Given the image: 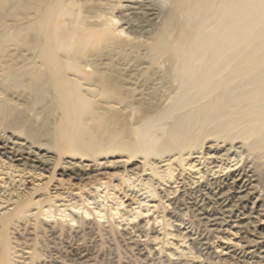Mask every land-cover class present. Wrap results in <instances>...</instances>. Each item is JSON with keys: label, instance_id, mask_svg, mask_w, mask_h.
Listing matches in <instances>:
<instances>
[{"label": "rangeland", "instance_id": "374dc122", "mask_svg": "<svg viewBox=\"0 0 264 264\" xmlns=\"http://www.w3.org/2000/svg\"><path fill=\"white\" fill-rule=\"evenodd\" d=\"M63 6L53 25L77 38L52 52L42 48L35 8L0 9V264H264V150L219 134L184 152L146 153L137 141L153 121L159 145L172 125L161 117L179 95L178 67L169 47L154 48L181 41L177 0ZM55 69L75 86L79 103L61 100ZM64 119L73 134L63 142ZM231 145L244 186L230 200V215L214 206V222L204 225L184 185L195 176L188 164L201 154L220 157ZM11 153L35 162L13 161ZM178 226L192 230L190 239ZM173 248L190 256L177 258Z\"/></svg>", "mask_w": 264, "mask_h": 264}, {"label": "bare ground", "instance_id": "6f19581e", "mask_svg": "<svg viewBox=\"0 0 264 264\" xmlns=\"http://www.w3.org/2000/svg\"><path fill=\"white\" fill-rule=\"evenodd\" d=\"M63 3L64 0H0V9L29 11L35 8L34 16L38 31L41 33L40 38L43 40L42 48L52 52L55 46L65 43L68 39L77 38L76 31H66L63 34L53 25L65 8ZM177 3L178 11L182 14L179 16H183L185 22L181 41L172 47V42L164 40L161 46L154 48L155 51H163L169 47L170 57L178 67L172 69H176L175 72L181 83L179 95L165 112H162L161 117L170 118L172 125L165 131V140L156 145L152 138L155 125L150 120L145 130L137 133L140 148L146 153H160L167 149H177L179 152L192 151L202 146L208 135L219 134L230 143L241 138L248 149L262 152L264 150V0H177ZM5 37L4 34L3 38ZM233 60L235 63H232ZM230 66L231 68H227ZM59 70L55 69L56 73L52 75L61 100L69 97L76 104L79 103L75 86L68 87V80H65L62 71ZM71 100L67 99L69 103ZM59 127L58 138L64 136L61 140L73 134L70 131L72 128L70 120L64 119ZM89 144L94 145L93 139ZM234 145L227 148L220 157H204L201 154L193 163L188 164L189 170L196 177L194 175L187 177L188 180L184 185L189 189V195L195 198L192 207L200 218L204 219V225L214 220L212 213L214 206H217L222 214L227 212L230 215L233 211L227 209L230 200L234 197V193H238L244 186L241 182L244 172L235 167L241 160L231 156L235 149ZM11 154L9 158L13 161L35 162V158L31 160V157ZM208 176H211V182H205L206 184L198 182ZM166 193V196H170L169 192ZM175 204L178 208V202ZM207 204L211 205L207 207ZM140 229L138 230L140 233L145 232L142 227ZM178 229L181 230L184 238L190 239L192 230L180 226ZM191 240L194 245L205 244L200 240L193 238ZM171 254L177 258L190 256L188 251L178 248H173ZM248 258H252V254ZM250 262L247 263L251 264Z\"/></svg>", "mask_w": 264, "mask_h": 264}]
</instances>
